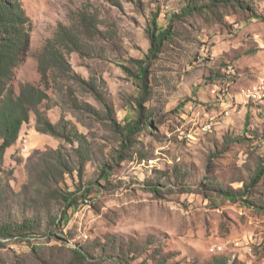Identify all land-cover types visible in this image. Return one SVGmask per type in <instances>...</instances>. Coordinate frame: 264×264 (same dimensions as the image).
I'll return each mask as SVG.
<instances>
[{
    "label": "rangeland",
    "instance_id": "374dc122",
    "mask_svg": "<svg viewBox=\"0 0 264 264\" xmlns=\"http://www.w3.org/2000/svg\"><path fill=\"white\" fill-rule=\"evenodd\" d=\"M212 2L23 0L31 41L10 87L45 88L44 46L72 29V71L50 72L39 108L86 143L30 114L5 153L0 264H264V0ZM155 18L170 35L147 58Z\"/></svg>",
    "mask_w": 264,
    "mask_h": 264
},
{
    "label": "trees",
    "instance_id": "16d2710c",
    "mask_svg": "<svg viewBox=\"0 0 264 264\" xmlns=\"http://www.w3.org/2000/svg\"><path fill=\"white\" fill-rule=\"evenodd\" d=\"M224 1L228 0H213L212 5L216 6ZM192 8L194 9L192 5H188L185 11H189ZM153 25V30L151 33L149 32L152 47L147 58L161 53L164 41L170 35V28L159 30L156 18L153 20ZM31 29L32 21L24 7L23 0H0V189L6 150L18 140L22 126L29 122L32 112L36 115L39 131L61 136L70 143H73L74 139L79 141L81 145L86 143L83 134H79L74 128H68L69 122L62 120L60 125L62 123L65 125L63 126V131H60V125L53 124L39 108L45 100L50 99L48 93L51 85L50 72L57 68L64 74L72 71L71 64L66 57V49L79 51L82 45L81 40L73 34L72 29L61 27L57 37L48 39L44 46V51L39 60V72L45 88L30 83L22 84L19 93H16L10 87V83L15 78L17 66L29 50ZM59 38L61 41L58 40ZM137 63L139 68L138 78L141 82V98L137 102L142 107V102L148 99L151 67L142 60H138ZM88 85L91 87L93 95L97 99H102V94L98 90L97 85L91 82ZM105 105L111 113L112 107L108 103H105ZM108 117L116 128L120 129L117 121L111 116ZM142 120L143 112L140 111L137 120L124 126L126 133L123 130L121 131L126 139H130L135 130L141 129ZM127 147L128 145H123L124 149ZM262 173L263 170L259 172L258 177ZM256 181L257 179L254 180L255 183ZM153 191L158 190L153 188ZM223 194L228 199L236 200L237 198L233 193L227 191ZM22 226L31 228L32 225L27 222ZM6 231L7 228L4 229L3 233Z\"/></svg>",
    "mask_w": 264,
    "mask_h": 264
},
{
    "label": "bare ground",
    "instance_id": "6f19581e",
    "mask_svg": "<svg viewBox=\"0 0 264 264\" xmlns=\"http://www.w3.org/2000/svg\"><path fill=\"white\" fill-rule=\"evenodd\" d=\"M207 129H211V125H207Z\"/></svg>",
    "mask_w": 264,
    "mask_h": 264
}]
</instances>
